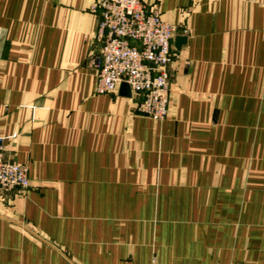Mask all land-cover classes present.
<instances>
[{
    "label": "crops",
    "instance_id": "crops-1",
    "mask_svg": "<svg viewBox=\"0 0 264 264\" xmlns=\"http://www.w3.org/2000/svg\"><path fill=\"white\" fill-rule=\"evenodd\" d=\"M96 0H0V264H264V5L146 0L178 24L171 108L96 90Z\"/></svg>",
    "mask_w": 264,
    "mask_h": 264
},
{
    "label": "built area",
    "instance_id": "built-area-1",
    "mask_svg": "<svg viewBox=\"0 0 264 264\" xmlns=\"http://www.w3.org/2000/svg\"><path fill=\"white\" fill-rule=\"evenodd\" d=\"M91 9L100 15L96 35L102 42L94 60L96 90L114 92L126 83L139 97L141 114L157 121L168 117L172 39L178 24L164 18L158 3L146 0H96ZM30 185L27 165L8 157L0 138V194Z\"/></svg>",
    "mask_w": 264,
    "mask_h": 264
},
{
    "label": "rangeland",
    "instance_id": "rangeland-1",
    "mask_svg": "<svg viewBox=\"0 0 264 264\" xmlns=\"http://www.w3.org/2000/svg\"><path fill=\"white\" fill-rule=\"evenodd\" d=\"M161 121V120H160ZM7 155V154H6ZM8 156V155H7ZM8 157H10V156H8ZM11 158V157H10ZM23 164V163H22ZM25 189H27V188H25ZM16 190V189H15ZM15 190H12V191H10V192H7V193H11V192H13V191H15ZM7 193H4V194H7Z\"/></svg>",
    "mask_w": 264,
    "mask_h": 264
}]
</instances>
